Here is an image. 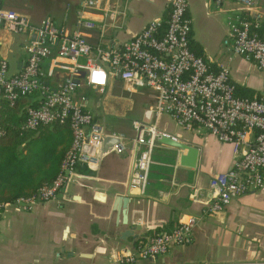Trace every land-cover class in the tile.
Returning a JSON list of instances; mask_svg holds the SVG:
<instances>
[{"label": "crops", "instance_id": "1", "mask_svg": "<svg viewBox=\"0 0 264 264\" xmlns=\"http://www.w3.org/2000/svg\"><path fill=\"white\" fill-rule=\"evenodd\" d=\"M191 20L190 48L211 60L213 68L229 67L239 96L253 97L264 83V72L252 59L234 55L223 42L229 21L238 13H256L264 38V0L246 11L232 1L216 6L214 0H187ZM80 0H4L2 6L26 16L33 23L50 17L60 28H76ZM169 7L165 0H101L84 16L95 23L85 30L93 46H121L155 19L165 21ZM249 15V13H248ZM28 34H14L0 28V59L8 72L17 73L27 59ZM55 56V55H54ZM51 58V57H50ZM50 58L42 65L47 70ZM83 59L79 61L82 62ZM63 72L55 71L48 83L57 87ZM77 93L86 97L93 114L92 125L126 138L121 153L103 150L98 166L78 163L76 175L65 191L29 210L6 205L0 212V264H109L113 257L136 252L148 237L170 232L189 216L198 218L187 245H171L155 261L139 264H264V184L233 197L223 210L204 213L212 200L211 178L234 162L230 145L205 130L184 129L168 114L157 127L176 139L199 149L194 168L179 163L182 150L159 141L153 152L149 184L144 194L129 188L135 155L133 122L154 120L156 93L148 88L127 89L123 81L109 75L105 86L81 84ZM92 94V96H89ZM39 97L31 100L37 103ZM128 198L123 205L122 198ZM118 199V201H117ZM98 248L106 249L98 252Z\"/></svg>", "mask_w": 264, "mask_h": 264}, {"label": "built area", "instance_id": "2", "mask_svg": "<svg viewBox=\"0 0 264 264\" xmlns=\"http://www.w3.org/2000/svg\"><path fill=\"white\" fill-rule=\"evenodd\" d=\"M224 1L214 0V3L220 6ZM227 1L245 11L260 2ZM3 2L0 0V28L14 34H28L29 41L24 47L26 62L17 73L10 74L8 62L0 59V99L14 102L20 97L37 95L36 105L26 108L24 126L34 129L67 121L72 141L57 175L49 184L29 196L3 203L2 208L13 205L29 210L36 204L55 199L76 175L78 163H85L91 169L98 166L105 137L118 139L110 150L118 153L125 150L123 135L92 125L93 114L86 108V97L77 93L83 83L105 86L109 75L118 76L127 89L148 88L156 93L154 120L147 124L133 122L132 144L136 151L129 177L132 192L142 195L149 184L156 142L166 134L156 125L162 114L170 115L184 129L207 131L233 150L232 166L215 174L209 182L213 194L212 200L205 203L204 213H218L233 197L263 186L264 83L257 95L239 96L228 66L220 65L215 69L210 59L191 50L187 0H165L169 7L166 20L148 22L119 47L93 46L86 39L85 30L94 28L95 23L84 13L98 7L101 0H80L77 25L72 31L57 27L50 17L33 23L28 16L3 7ZM248 13L233 16L223 42L234 55L252 59L264 72V38L258 33L260 16L255 12ZM49 58V67L44 70L42 65ZM57 70L63 72V79L57 87H52L47 79ZM96 70L105 74L102 85L90 82V76ZM197 222V217L189 216L170 232L153 234L136 252L113 257L109 264L155 261L166 254L171 245L191 243Z\"/></svg>", "mask_w": 264, "mask_h": 264}, {"label": "trees", "instance_id": "3", "mask_svg": "<svg viewBox=\"0 0 264 264\" xmlns=\"http://www.w3.org/2000/svg\"><path fill=\"white\" fill-rule=\"evenodd\" d=\"M31 97L14 102L0 99V212L3 203L29 196L49 184L71 145L67 121L34 129L24 126L26 108L36 105Z\"/></svg>", "mask_w": 264, "mask_h": 264}, {"label": "water", "instance_id": "4", "mask_svg": "<svg viewBox=\"0 0 264 264\" xmlns=\"http://www.w3.org/2000/svg\"><path fill=\"white\" fill-rule=\"evenodd\" d=\"M83 75V73L81 74ZM159 142L176 147L183 152L179 155V163L183 166L194 168L196 166L198 155H199V149L195 146L189 145L185 142H182L178 139H176L174 136L168 135L167 133L163 136H161L158 140ZM118 142V139L116 137H105L103 139V150L104 152L107 151L110 147V144L114 145ZM128 198L124 197L122 198L123 205H125ZM118 201V199H117Z\"/></svg>", "mask_w": 264, "mask_h": 264}, {"label": "clouds", "instance_id": "5", "mask_svg": "<svg viewBox=\"0 0 264 264\" xmlns=\"http://www.w3.org/2000/svg\"><path fill=\"white\" fill-rule=\"evenodd\" d=\"M90 82L94 83V84H101V85L104 84L105 83V74L99 70L93 71L91 76H90ZM97 251L103 253L106 251V249L98 248Z\"/></svg>", "mask_w": 264, "mask_h": 264}, {"label": "rangeland", "instance_id": "6", "mask_svg": "<svg viewBox=\"0 0 264 264\" xmlns=\"http://www.w3.org/2000/svg\"><path fill=\"white\" fill-rule=\"evenodd\" d=\"M10 73V72H9ZM89 96H92V94H89Z\"/></svg>", "mask_w": 264, "mask_h": 264}]
</instances>
